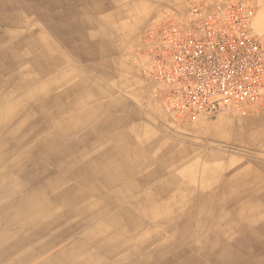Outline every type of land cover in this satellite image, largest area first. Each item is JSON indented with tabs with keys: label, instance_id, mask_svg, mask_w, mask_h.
Here are the masks:
<instances>
[{
	"label": "crops",
	"instance_id": "1",
	"mask_svg": "<svg viewBox=\"0 0 264 264\" xmlns=\"http://www.w3.org/2000/svg\"><path fill=\"white\" fill-rule=\"evenodd\" d=\"M52 1V20L36 25L42 39L28 31L25 41L31 47L47 42L49 54L53 48L60 54L61 45H69L71 57L86 70H71L68 85H58L70 93L53 112L65 114L58 107L66 103L85 109V139L100 157L101 214L107 224L111 220L115 234L137 237L139 243L142 237H167L169 245L180 244L182 251L194 237L188 249L194 256H187L186 264L194 258L221 264L222 254L231 264H241L238 260L254 251L264 253V147L260 155L239 148L205 152L199 143L180 139L153 95L155 83L144 72L142 51L137 53L153 20L185 0ZM0 4V10L12 11L15 3ZM44 53L32 52L36 58ZM136 57L139 66L132 62ZM58 122L51 121L59 125L55 133L69 134L71 125ZM72 145L76 148L80 141ZM93 232L99 234V228L85 224L83 237ZM0 256V264H12L11 255Z\"/></svg>",
	"mask_w": 264,
	"mask_h": 264
},
{
	"label": "rangeland",
	"instance_id": "2",
	"mask_svg": "<svg viewBox=\"0 0 264 264\" xmlns=\"http://www.w3.org/2000/svg\"><path fill=\"white\" fill-rule=\"evenodd\" d=\"M192 1L185 0L181 6H190ZM251 1L256 8L255 14H259L264 9V0ZM11 2L12 5L15 3L12 11L9 7L0 10V255H11L12 264H186L190 261L187 256H194L191 250L188 251L194 237H190L184 251L180 244L169 245L167 237H142L139 243L137 237L115 234L113 224H107L102 217L104 200L97 180L102 176L100 157L91 150V140L85 139L88 127L83 117L85 109L69 107L66 103L58 107L64 108L65 114L60 109L55 113L48 110L58 106L64 95L70 93L64 89L67 86L58 88L64 82L68 85L70 71L84 74L86 70L71 57L69 45H61L60 54L54 52V48L53 54H49L46 51L48 43L37 42L34 51L45 53L36 58L25 41L28 31H32V37L38 41L42 39L36 25L43 26L52 20L55 10L52 0ZM9 3L7 0V6ZM62 4H68V0H62ZM173 7L180 5L166 8L160 17ZM11 16L17 18L12 22ZM260 28L264 29V22ZM141 51L143 48L138 47L137 53ZM51 56L54 57L52 64ZM132 62L140 65L138 57ZM144 66L145 61L143 69ZM138 76L142 77V74ZM49 81L56 84L43 92L42 85ZM160 112L164 114L162 110ZM168 113L176 125L173 127L175 134L190 143H199L205 152L239 148L260 155L263 150V133L240 140L236 139L234 131L246 133L253 126L264 129V118H258L264 108H251L246 114L242 110L229 109L189 122H178ZM23 114L27 120L16 121ZM252 117L256 120L244 121ZM54 118L60 119V124H70V133H55L59 125L51 123ZM219 128L226 131L225 135L216 134ZM75 139L80 145L70 148ZM58 146L65 154L54 159L57 155L53 151ZM43 151L55 155L42 156ZM85 224L95 225L100 233L84 238ZM220 256L221 264H231L227 259L229 256ZM206 259L194 258L189 264L213 263L211 258ZM240 260L238 263L241 264H264V253L254 251L252 257Z\"/></svg>",
	"mask_w": 264,
	"mask_h": 264
},
{
	"label": "built area",
	"instance_id": "3",
	"mask_svg": "<svg viewBox=\"0 0 264 264\" xmlns=\"http://www.w3.org/2000/svg\"><path fill=\"white\" fill-rule=\"evenodd\" d=\"M251 0H193L149 27L144 72L178 122L264 108V29Z\"/></svg>",
	"mask_w": 264,
	"mask_h": 264
},
{
	"label": "bare ground",
	"instance_id": "4",
	"mask_svg": "<svg viewBox=\"0 0 264 264\" xmlns=\"http://www.w3.org/2000/svg\"><path fill=\"white\" fill-rule=\"evenodd\" d=\"M13 2V1H12ZM0 6H1V4H0ZM5 15V14H4ZM263 17H264V9H262L261 11H260V13L259 14H257L256 16H255V24L258 26V27H260V25L261 24H263ZM15 18H17V17H15ZM14 17L12 18L13 20L15 19ZM42 23V22H41ZM263 29V28H262ZM30 36V35H29ZM31 38V37H30ZM28 45V44H27ZM36 44H32V47L30 48L31 50H32V52H35V53H37V50H35L34 51V49H33V46H35ZM18 47H21V46H18ZM24 47V46H23ZM49 49V48H48ZM50 50V49H49ZM25 51V50H24ZM35 57V56H34ZM50 58V57H49ZM49 61H50V63L52 64L53 63V59H49ZM48 61V62H49ZM68 61V60H67ZM30 64V63H29ZM20 65H21V63H20ZM21 67V66H20ZM51 67V66H50ZM5 68V67H4ZM28 68V67H27ZM30 68V67H29ZM34 69V68H33ZM17 70V69H16ZM27 70V69H26ZM24 71H25V69H24ZM12 72V71H11ZM30 72V71H29ZM22 73V72H21ZM25 74V73H24ZM15 76V75H14ZM66 76V75H65ZM13 78V77H12ZM26 79V78H25ZM11 80V79H10ZM13 80V79H12ZM9 83V82H8ZM52 84H53V81H49L48 83L46 82L45 83V85L46 86H48V87H51L52 86ZM29 86V85H28ZM45 86V87H46ZM86 88V87H85ZM42 89H43V92H44V87H43V85H42ZM42 92V91H41ZM63 94V93H62ZM33 96V95H32ZM74 97V96H73ZM77 100H78V98H77ZM69 101V100H68ZM75 101H76V99H75ZM74 101V102H75ZM159 102H161L160 100H158ZM63 102V101H62ZM53 103V102H52ZM34 107V106H33ZM45 107V106H44ZM53 109H54V106L52 107V108H50V109H48L49 111H51L52 110V112H53ZM94 109V108H93ZM12 111V110H11ZM29 111V110H28ZM37 112V111H36ZM52 112H47V114H51ZM12 113V112H11ZM11 113H9V115L11 114ZM44 113V112H43ZM54 113V112H53ZM64 113V112H63ZM35 114V113H34ZM47 114H46V116H47ZM27 116V115H26ZM32 117V116H31ZM48 117V116H47ZM261 117H263L264 118V113L261 115V116H258V118L260 119ZM25 118H27V117H24V114L23 115H20L19 116V118L16 120V121H19V122H21V121H23V120H27V119H25ZM55 119V118H54ZM256 120V117L255 118H251V119H247V120H244V121H250V122H253V121H255ZM53 122V121H52ZM25 123H27L26 121H25ZM59 123V122H58ZM56 124V123H55ZM262 124V123H261ZM259 125V124H258ZM16 126V125H15ZM14 126V127H15ZM260 126V125H259ZM34 127V126H33ZM245 129H247V128H245ZM15 130V129H14ZM14 130H12V131H14ZM228 130V129H227ZM263 133L264 134V129H260V130H258V127L257 126H253L252 127V130H247V132L246 133H244V132H238L237 130L236 131H234V136H236V139H240V140H242V139H245L246 137H248V138H254V137H256L257 136V133ZM225 133H226V131H222V129L221 128H219V129H217V133L216 134H218V135H225ZM49 138V137H48ZM258 139V138H257ZM256 139V140H257ZM49 140V139H48ZM58 140V139H57ZM60 140V139H59ZM56 141V140H55ZM245 141V140H244ZM262 143L261 144H264V139H262ZM4 142V141H3ZM261 142V141H260ZM259 142V143H260ZM256 143V142H255ZM253 144V143H252ZM261 144H258V145H261ZM250 145V144H249ZM257 145V144H256ZM73 146V145H72ZM59 147L60 146H58L57 148H56V151H53V152H55V154L57 155V157L56 158H54V159H59V158H61V156H62V153H61V149H59ZM40 148V147H39ZM53 152H47V151H43V152H41V155L42 156H46V157H48V155H55V154H53ZM58 152V153H57ZM156 154V153H155ZM41 155H39V156H41ZM166 156V155H165ZM101 167V166H100ZM187 170V169H186ZM195 170V169H194ZM100 181H98V183H99ZM100 184V183H99ZM53 196V195H52ZM20 201V200H19ZM108 203V202H107ZM111 203V202H110ZM109 203V204H110ZM176 208V207H175ZM105 209V208H104ZM103 209V210H104ZM109 209V208H108ZM110 211V210H109ZM120 211V213H124V212H121V210H119ZM247 211V210H246ZM104 214V213H103ZM109 214V213H108ZM127 216V215H126ZM109 217H111V216H109ZM184 218V217H183ZM113 221H115V220H113ZM109 222H111V220L109 221ZM16 224V223H15ZM88 225V224H87ZM95 226V225H94ZM87 228H88V226H86ZM163 229V228H162ZM76 230V229H75ZM88 231V230H87ZM92 232V231H91ZM96 232H97V230H96ZM94 233V232H93ZM95 234V233H94ZM137 234V233H136ZM150 235V234H149ZM218 235V234H217ZM12 236V235H11ZM86 237H87V235H86ZM261 237V236H260ZM225 240V239H224ZM8 254V253H7ZM50 256V255H49ZM12 257V256H11ZM4 258V257H3ZM13 260V259H12ZM11 260V261H12ZM9 263V262H8ZM182 264V263H181Z\"/></svg>",
	"mask_w": 264,
	"mask_h": 264
}]
</instances>
